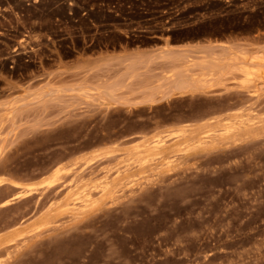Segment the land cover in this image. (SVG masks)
Returning a JSON list of instances; mask_svg holds the SVG:
<instances>
[{"label": "rangeland", "instance_id": "rangeland-1", "mask_svg": "<svg viewBox=\"0 0 264 264\" xmlns=\"http://www.w3.org/2000/svg\"><path fill=\"white\" fill-rule=\"evenodd\" d=\"M0 264H264V0H0Z\"/></svg>", "mask_w": 264, "mask_h": 264}, {"label": "bare ground", "instance_id": "bare-ground-1", "mask_svg": "<svg viewBox=\"0 0 264 264\" xmlns=\"http://www.w3.org/2000/svg\"><path fill=\"white\" fill-rule=\"evenodd\" d=\"M197 54H200L201 56H199V57H197L195 60H193V62H191L192 64H190V62H188V63L190 64V68H192V69H193V68H201V69H202L201 71H203V70H210V71H212V70H217V69H218V68H217V65H220V64H218L217 59H218L219 61H220V60L222 61V59H220V58H215V57H213L209 52H201V51H197ZM225 58H226V57H225ZM221 61H220V62H221ZM185 67H186V66H185ZM188 67H189V65H188ZM218 67H219V66H218ZM190 68H189V69H190ZM216 68H217V69H216ZM176 70H177V69H176ZM185 70H186V69H185ZM187 70H188V69H187ZM173 73H174V76H176V77H174V79H176V78L179 76V71H178V72H177V71H174ZM183 83H184V82H183ZM174 84H176V85H175V88L178 89V90H179L180 87H182V85H179V84H181L180 81H177V82H175ZM182 89H183V88H182ZM204 130H205V129H204ZM203 132H204V131H203ZM203 132H202V133H203ZM205 132H207V131H205ZM215 132H216V131H215ZM199 134H200V133H199ZM211 134H212V133H211ZM194 135H196V134L194 133ZM209 135H210V133H209ZM209 135H207V136H209ZM215 135H216V133H215ZM210 136H213V135H210ZM210 136H209V137H210ZM195 137H196V136H195ZM191 138L193 139V137H191ZM197 138H198V137H197ZM204 138H205V137H204ZM210 138H211V137H210ZM206 139H207V138H206ZM208 139H209V138H208ZM196 141H198V140H195V142H196ZM199 141H201V140H199ZM211 141H212V139H211ZM205 142L208 143V140L205 141ZM193 143H194V142H193ZM197 143H198V142H197ZM164 144H165V143H164ZM202 144H203V143H202ZM193 145H194V144H193ZM165 146H166V145H165ZM167 146H168V145H167ZM172 147H173V146H172ZM203 147H204V146H203ZM155 148H156V150H158V151L160 152L161 148H160V149H159V147H155ZM163 148H164V147H163ZM173 148H174V147H173ZM177 148H180V147H177ZM200 148H202V147H200ZM166 150H167V149H166ZM167 151H170V150H167ZM167 151H164V152H166V153L168 154ZM177 151H179V150L176 149V152H177ZM156 152H157V151H156ZM172 152H173V150H172ZM174 152H175V151H174ZM161 153H163V152H161ZM158 154H159V153H158ZM169 155H170V153H169ZM171 155H172V154H171ZM177 155H178V154H177ZM177 155H175V156H177ZM158 156H159V155H158ZM169 157H170V156H169ZM173 157H174V154H173ZM173 157H172V158H173ZM178 157H179V156H178ZM178 157H177V158H178ZM161 158H162V156H161ZM163 158H164V157H163ZM163 158H162V160H163ZM167 158H168V156H167ZM179 158H180V157H179ZM179 158H178V159H179ZM151 159H152V158H151ZM154 159L156 160V158H154ZM155 160H154V161H155ZM157 160H158V159H157ZM157 160H156V161H157ZM159 160H160V159H159ZM168 160H170V159H168ZM154 161H153V162H154ZM173 161H174V160H173ZM157 162H158V161H157ZM168 162H169V161H168ZM170 162H172V161L170 160ZM172 163H173V162H172ZM167 164H168V163H167ZM161 165H162V164H161ZM171 165H172V164H171ZM171 165H170V166H171ZM167 167H168V166H167ZM173 167H174V166L172 165V169H173ZM164 168H165V167H164ZM170 168H171V167H170ZM167 169H168V168H167ZM168 170H169V169H168ZM115 183H116V182H115ZM104 185H105V184H104ZM84 186H85V185H84ZM100 187H101V186H100ZM103 187H105V186H103ZM103 187H102V188H103ZM98 189H99V188H98ZM100 189H101V188H100ZM109 191H110V190H109ZM112 191H113V190H112ZM88 192H90V191H88ZM100 192H101V196H103V195H102V192H103V191H100ZM92 194H93V192H92ZM98 194H99V193H98ZM104 194H105V193H104ZM110 194H111V192H110ZM83 195H85V194H83ZM88 195H89V194H88ZM94 195H95V194H94ZM99 195H100V194H99ZM91 197H93V196L90 195L89 199H90ZM94 197H95V196H94ZM104 197H106V196H104ZM76 199H77V198H76ZM76 199H75V200H76ZM87 199H88V198H87ZM91 199H92V198H91ZM102 199H103V198H102ZM66 200H67V199H66ZM66 200H65V201H66ZM73 200H74V198H73ZM85 200H86V199H85ZM83 201H84V200H83ZM83 201H82V202H83ZM68 202H69V201H68ZM85 202H86V201H84V203H85ZM87 202H88V200H87ZM87 202H86V203H87ZM89 202H90V201H89ZM89 202H88V203H89ZM92 202H93V201H92ZM79 203H81V202H79ZM98 203H99V202H98ZM63 204H64V203H63ZM70 204H72V203H70ZM70 204H69V205H70ZM61 205H62V204H61ZM74 205H75V204H74ZM72 206H73V204H72ZM97 206H99V205H96V207H97ZM82 207H83V206H82ZM82 207H81V209H82ZM88 207H89V206H88ZM71 208H72V207H71ZM71 208H70V210H71ZM74 208H76V206H75ZM77 208H78V207H77ZM77 208H76V210L78 211ZM96 209H97V208H95V211H96ZM62 210H63V209H62ZM79 210H80V209H79ZM50 211H51V210H50ZM91 211H92V210H91ZM54 212H55V211H54ZM71 212H72V211H71ZM71 212H69V213L71 214ZM67 213H68V212H67ZM78 213H79V212H78ZM90 213H92V212H90ZM93 213H94V212H93ZM65 214H66V213H65ZM88 214H89V213H88ZM41 215H42V213H41ZM46 215H47V214H46ZM62 215H64V213L61 214V216H62ZM67 215H68V214H67ZM72 215L74 216V215H76V213H73V214L70 215V216L73 218ZM78 215H79V214H78ZM81 215H82V214H81ZM44 216H45V215H44ZM44 216H43V217H44ZM47 216H48V215H47ZM47 216H46V217H47ZM53 216H54V215H53ZM55 216H56V215H55ZM85 216H86V215H85ZM87 216H88V215H87ZM87 216H86V217H87ZM67 217H69V216H67ZM44 218H45V217H44ZM44 218H43V219H44ZM50 218H51V217H50ZM54 218H55V217H54ZM56 218H57V217H56ZM72 218H71V219H72ZM80 218H81V216H80ZM82 218H83V217H82ZM84 218H85V217H84ZM41 219H42V218H41ZM41 219H40V220H41ZM43 219H42L41 221H44V222H45V220H43ZM68 219H69V218H68ZM74 219H76V216H75ZM56 220H57V219H56ZM76 220H77V219H76ZM79 220H80V219H79ZM50 221H51V220H50ZM71 221H72V220H71ZM56 222H57V221H56ZM56 222H55V223H56ZM68 222H70V221H68ZM42 223H43V222H42ZM48 223H49V222H48ZM50 223H51V222H50ZM53 223H54V221L52 222V224H53ZM55 223H54V224H55ZM52 227H53V226H52ZM47 228H48V227H47ZM50 229H51V228H50ZM45 230H46V229H45ZM49 231H50V230H49ZM33 232H34V231H33ZM37 232H38V231H37ZM16 234H17V233H16ZM19 234H20V232H19ZM36 234H37V233H36ZM6 236H7V235H6ZM4 237H5V236H4ZM13 237H14V236H13ZM10 238H11V237H10ZM14 240H15V239H14ZM16 240H17V239H16ZM12 244H13V243H12Z\"/></svg>", "mask_w": 264, "mask_h": 264}]
</instances>
